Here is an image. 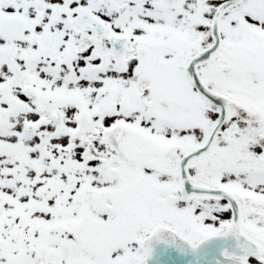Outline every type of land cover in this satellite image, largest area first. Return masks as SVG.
<instances>
[{
	"label": "snow or ice",
	"instance_id": "6c2138e0",
	"mask_svg": "<svg viewBox=\"0 0 264 264\" xmlns=\"http://www.w3.org/2000/svg\"><path fill=\"white\" fill-rule=\"evenodd\" d=\"M0 264H264V0H0Z\"/></svg>",
	"mask_w": 264,
	"mask_h": 264
}]
</instances>
